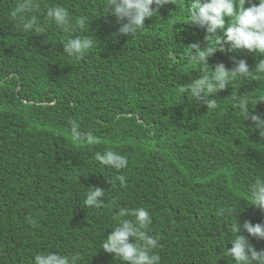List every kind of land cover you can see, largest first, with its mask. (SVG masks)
I'll list each match as a JSON object with an SVG mask.
<instances>
[{
	"label": "trees",
	"instance_id": "obj_1",
	"mask_svg": "<svg viewBox=\"0 0 264 264\" xmlns=\"http://www.w3.org/2000/svg\"><path fill=\"white\" fill-rule=\"evenodd\" d=\"M39 2L29 14L38 34L19 28L17 0H0V264H33L48 251L79 254L77 264H123L100 249L120 206L149 211L160 264H229L222 251L237 221L264 249V238L243 228L245 220L264 223L249 192L264 177V138L232 99L247 94L246 110L264 117V74L238 78L207 109L180 90L202 74L185 61L186 48L206 44L205 30L189 22L191 0L160 7L134 36L118 33L108 0ZM46 6L86 18L70 34L93 40L83 57L63 52L69 33L48 19ZM223 47L208 57L213 69H230L235 56L254 72L264 59ZM72 121L92 143L73 139ZM105 150L126 156L127 168L97 161ZM88 187L105 190V207L85 209ZM230 207L241 211L221 214Z\"/></svg>",
	"mask_w": 264,
	"mask_h": 264
},
{
	"label": "clouds",
	"instance_id": "obj_2",
	"mask_svg": "<svg viewBox=\"0 0 264 264\" xmlns=\"http://www.w3.org/2000/svg\"><path fill=\"white\" fill-rule=\"evenodd\" d=\"M250 0H191L188 11L189 22L205 30L206 44L193 43L188 48L185 61L195 62L201 65L202 74L194 76L189 83L181 85L183 93H191L194 101L202 102L207 109H215L217 100L214 95L227 86H231L238 78H247L250 73L264 74V59L256 63L255 71L250 72L247 62L243 59L231 57L233 67L226 68L223 63L213 69L208 64V57L217 51L225 52L223 45H230L229 52H238L246 49L249 52L258 53L264 57V0H258L257 4H249ZM176 4V0H108L110 15L115 16L120 22L119 34L134 36L144 27L146 19L157 15V10L167 4ZM155 5V7H153ZM41 7L39 0H17L14 16L23 17L19 28L35 33H43V29L36 24L35 18L29 14ZM47 7V6H46ZM47 17L64 32L69 33L63 40V52L70 58L79 59L93 46V40L88 36H72L77 27L86 24V18L81 16L73 19L69 11L60 6L47 7ZM214 40L215 46L210 44ZM220 45L218 48L217 46ZM206 49V50H205ZM236 104L246 111V120L252 121L253 129L264 138V117L259 114H251L246 110L249 102L247 94L232 96ZM264 100V97L259 98ZM71 134L74 140L92 143L94 137L89 133L79 130V125L72 121ZM95 159L102 165L117 171L127 168L128 158L113 150L97 152ZM121 185L126 183L123 175L116 177ZM113 183V181H110ZM89 191L83 203L87 208L105 207V190L100 187H88ZM251 205L264 210V177L258 178L250 186ZM221 214L237 216L241 209L230 207ZM116 222L111 233L102 240L100 249L114 254L123 264H160V256L154 250L160 247L159 237L149 234V226L152 217L144 207L129 208L118 207L113 217ZM243 228L247 233L256 238H264V223L253 224L245 220ZM231 231L234 238L228 243L231 248L225 247L222 254L230 258L229 264H264V249L257 250L241 233V225L233 224ZM131 238V239H130ZM99 249V250H100ZM79 254L66 255L59 252L48 251L36 254L33 264H77Z\"/></svg>",
	"mask_w": 264,
	"mask_h": 264
}]
</instances>
